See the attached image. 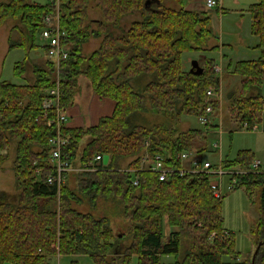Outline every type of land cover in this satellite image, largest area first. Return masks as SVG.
I'll return each instance as SVG.
<instances>
[{
    "label": "trees",
    "instance_id": "trees-1",
    "mask_svg": "<svg viewBox=\"0 0 264 264\" xmlns=\"http://www.w3.org/2000/svg\"><path fill=\"white\" fill-rule=\"evenodd\" d=\"M169 1L151 0L148 7L146 0H59V6L55 0L0 1V23L19 21L12 30L20 36L9 35V49L25 50L15 63L17 76L24 78L30 52L40 48L48 15H59L69 50L57 67L44 47L46 60L32 64L33 81L0 79V168L8 157L3 149L14 143L17 188L11 197L0 192V264H52L58 254H88L97 264H131L134 255L138 264H230L229 258L264 264V168L248 170L255 153L241 149L222 160L225 167L247 169L232 189L244 185L251 196L259 190L254 248L244 259H239L235 233L225 227L226 194L212 193L207 173L182 175L177 169L185 165L183 151L201 155L209 149L208 130L179 125L186 115L199 116L209 102L218 106L207 89H220L221 77L214 58H205L200 73L182 60L186 50L219 49L218 44L208 48L215 37L214 10L188 7L193 0H172L173 6ZM93 3L102 11L100 19L90 18ZM134 11L141 18L123 28V17ZM249 11L261 52L256 59L229 63L240 81L227 99L233 118L252 129L264 112V0H256ZM91 38L99 42L86 55L84 45ZM80 76L96 94L116 103L95 124L60 128L67 139L63 155L82 169L69 171L59 185L49 181L55 172L50 138L58 133L57 112L44 108L43 100L59 85L61 106L67 109ZM149 113L162 119L150 121ZM157 153L176 169L164 180L145 161ZM97 154L108 156V163L95 159ZM168 255L174 260L163 261Z\"/></svg>",
    "mask_w": 264,
    "mask_h": 264
},
{
    "label": "rangeland",
    "instance_id": "rangeland-1",
    "mask_svg": "<svg viewBox=\"0 0 264 264\" xmlns=\"http://www.w3.org/2000/svg\"><path fill=\"white\" fill-rule=\"evenodd\" d=\"M35 1L45 3L49 0ZM253 1L254 0H220L219 7L212 8L214 9L212 26L215 30V34L218 36L212 38L211 40L220 41L222 43L224 46V53L228 56V60L232 59V62H236L240 58H252L254 55H256L255 53L260 55L261 51L256 46L258 37L252 32V15L249 11L250 4ZM169 2L170 3L168 4H171V6L175 5V2L172 0ZM197 4L206 5V0H193L190 3V5H193L195 8H197ZM59 5L60 3L58 6ZM217 8L218 11L216 10ZM223 8H225V11H222ZM101 17V9L94 7L93 3V6L90 8V18L100 19ZM140 18V11H134L123 17L121 26L123 28H127L134 20ZM18 22L19 21L14 18H7L3 23H0V79H9L17 83H22L25 80H34L35 74L32 64L34 62H44L46 60V53L45 48L42 45L45 40L42 38L41 34H39L38 41L40 48L30 52L29 65L23 74L25 79L17 76L14 73L16 61L23 59L25 56V50L22 47L9 49V35L12 33L17 38L20 36L18 29L12 30L13 26ZM218 37L220 39H218ZM212 41H210L208 47ZM98 42L99 41L97 39L91 38L87 43H85L84 54H89L98 45ZM202 51L204 50L184 51L182 55L184 67L191 68L193 60L195 59L199 60L200 65H204L205 58L207 57L202 53ZM209 54L216 58L217 62H220L221 58L223 57V53L218 50H213L208 53V55ZM223 64L224 63H222L220 67H223L224 71V67L226 65ZM223 71H220L221 85H223ZM221 90L223 93L222 99H217L219 102L218 106L215 107V112L217 115L214 116V119H216V121H212L220 125L217 126L216 129L212 130L213 132L210 131L209 133V149L201 155L196 154L193 150L194 156L199 158L201 156L202 159H209L214 163H218L220 160L225 158L224 155L226 154L235 157L241 149H251L255 153V159H260L264 162V112L262 115V120L257 124V129L241 127L229 111L227 99L228 89L226 90L222 87ZM93 94H95V92L89 80L86 77L80 76L79 87L73 104L80 107L82 117L84 116V121L86 123L85 126L93 124V120L90 116H88L87 110ZM147 118L150 121H156L162 119V116L149 113V115L147 114ZM192 126H200L208 129L213 127L212 123L208 125L202 124L199 120V117L196 115H186L179 125L180 129L183 130ZM221 129L222 132L220 131ZM231 132H233V135H231ZM216 143H220L221 146H216ZM2 152H7L8 157L0 168V192L4 191L8 197H11V195H14L17 191L15 184V173L12 166L16 153L15 144L12 143L11 145L7 146V148L3 149ZM108 161L109 157L107 156L105 158V163H108ZM189 164V161L185 162V166H189ZM77 167L81 168L79 165H77ZM228 182L229 178L226 176L224 178V193L226 195L223 200V215L225 218V225L235 231L236 249L242 253L240 258L244 259L245 256L248 255L254 248L253 228L257 224L261 215V208L258 200L259 190L256 191V194L251 196L244 185L236 189H228ZM101 205H104V203ZM117 219L120 220L121 223L125 224L122 218ZM136 258L137 256H135V260ZM173 260V255L163 256V261L165 262ZM231 263L237 264L235 263V259H232ZM55 264H57L56 261Z\"/></svg>",
    "mask_w": 264,
    "mask_h": 264
},
{
    "label": "built area",
    "instance_id": "built-area-1",
    "mask_svg": "<svg viewBox=\"0 0 264 264\" xmlns=\"http://www.w3.org/2000/svg\"><path fill=\"white\" fill-rule=\"evenodd\" d=\"M54 1V0H53ZM57 4H59V0H55ZM219 4V0H206V5L209 8L216 7ZM41 36L45 40L42 45L46 48L47 55L52 58L57 67L60 66L61 61L63 59L68 58L69 50L64 43L67 38V30L61 27L59 15H48L45 18V26L41 31ZM216 69L221 71L220 65L216 64ZM59 82V81H58ZM222 90L216 89L213 86H210L207 89V95L209 99H222ZM61 92L59 85L51 87L47 90V95L43 100V107L46 109L54 108L57 112L55 122L58 126V133L50 138L51 143V160L55 167V172L50 175L49 181H56L60 185L69 171L78 168L77 166L71 164L68 158L63 155V146L66 144L67 139L60 133V128L69 120V115L66 109H63L61 106ZM215 106L213 103L209 102L203 109H201V114L198 116L199 120L202 124L208 125L213 123ZM220 125V124H219ZM246 125V124H245ZM253 128H257V125H254ZM222 132V129L220 130ZM216 146H221L220 143H216ZM107 156L105 154H97L95 159L102 160L104 164L105 158ZM180 158L183 162L189 161V166H181L177 167L180 174L185 173H198L204 172L209 175L210 180V189L212 193L219 197L224 194V178L227 176L229 178L228 189H232L233 186L238 181V175L247 171V169H243L240 166H231L225 167L222 164V160L218 163H214L209 159H202L199 157H195L193 151L185 150L180 153ZM145 161L148 165V168L158 172L159 178L164 180L168 178V176L175 171V167H171L166 164L165 156L162 153H157L154 157L147 155ZM146 165V166H147ZM95 167H93L94 169ZM263 168V163L260 159H254L251 167L248 170L258 171ZM38 173L40 171L38 170ZM135 182L136 179H135ZM215 233H213L214 235Z\"/></svg>",
    "mask_w": 264,
    "mask_h": 264
},
{
    "label": "crops",
    "instance_id": "crops-1",
    "mask_svg": "<svg viewBox=\"0 0 264 264\" xmlns=\"http://www.w3.org/2000/svg\"><path fill=\"white\" fill-rule=\"evenodd\" d=\"M254 2H256V0H254L252 3H254ZM190 3L191 2L188 3V7L195 8V7H193V5H190ZM196 6H197V9H203V7L204 8L206 7L204 4H197ZM212 10H214V9H212ZM222 11H225V8H223ZM252 21H253V17H252ZM217 36L218 35L215 34V37H217ZM219 37H218V39H220ZM210 41H212V40H210ZM215 44L219 45L218 51L223 53V57L221 58L220 62H217L216 61L217 59L212 57L210 54L208 55V53H210L213 50H204V51H202V53L207 58H214L217 64L224 63L226 65L224 67L225 68L224 71H223V67H221V69H222L221 72L222 71L224 72V73H222V75H223L222 76L223 85H221V86L223 87V89H226V90L228 89L229 90L233 86H238L237 83H239L238 81H240V78H239V75L235 74L233 72V69L231 67H229V63H234V61L232 62V59L228 60V56L223 51L224 50L223 49L224 46L222 45V43L220 41H215V40L212 41L208 48H210L212 45H215ZM255 54L256 55H254V57H252V58L251 57L240 58L237 61L243 60V59H256V58L259 57V55L257 53H255ZM222 87H220V88L222 89ZM263 88H264V85H263ZM115 103H116L115 100L110 98V97H102V96H100V95H98L96 93L93 94V97H92L91 102L89 103L88 109H87L88 110V116H90L91 119L93 120L92 121L93 124L97 123L98 120L100 119V117H102L103 115L110 114L113 111V109H114ZM66 110H67V113L69 115V120L66 123V125H68V126L86 125V123L84 121V116L82 117V112H81V109H80L79 106L73 104V105L67 107ZM214 115H217L216 112H215ZM213 120H214V122L216 121V119H213ZM214 122L212 123L213 127L209 128L210 130L208 128H205V127H204V129L208 130L209 133H210V131L216 129L217 126H219V125L214 123ZM257 124H255V125H257ZM241 127L245 128L246 125L244 124ZM257 128H258V125H257ZM257 128H255V129H257ZM231 135H233V132H231ZM224 156L228 157V158H233L234 157V156H230L229 154H226ZM262 163H263V167H264V162L262 161ZM225 227L228 230H231V231H233L235 233L234 230H232L231 228L227 227L226 225H225ZM169 230H170V228L167 227V232H169ZM135 256H137L136 260H135ZM240 257H239V259H241ZM229 259H230L229 260L230 264H232L231 263L232 259L231 258H229ZM55 261L57 262V264H72V262H77L78 264H97L88 254H58L53 259L52 264H55ZM135 263H138V255H134L133 256V261H132L131 264H135Z\"/></svg>",
    "mask_w": 264,
    "mask_h": 264
},
{
    "label": "water",
    "instance_id": "water-1",
    "mask_svg": "<svg viewBox=\"0 0 264 264\" xmlns=\"http://www.w3.org/2000/svg\"><path fill=\"white\" fill-rule=\"evenodd\" d=\"M150 3H151V0H146L145 5L148 7ZM191 69L199 73L203 71V67L199 64V60L197 59L193 60Z\"/></svg>",
    "mask_w": 264,
    "mask_h": 264
}]
</instances>
